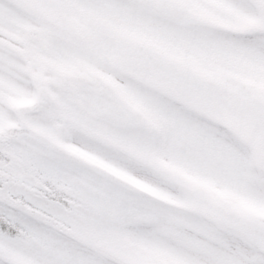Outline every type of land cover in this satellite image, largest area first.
<instances>
[{
	"label": "snow or ice",
	"instance_id": "6c2138e0",
	"mask_svg": "<svg viewBox=\"0 0 264 264\" xmlns=\"http://www.w3.org/2000/svg\"><path fill=\"white\" fill-rule=\"evenodd\" d=\"M0 264H264V0H0Z\"/></svg>",
	"mask_w": 264,
	"mask_h": 264
}]
</instances>
